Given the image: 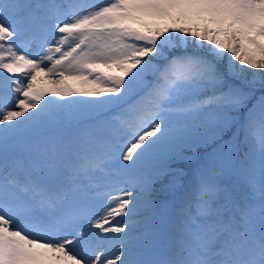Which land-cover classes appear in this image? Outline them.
<instances>
[{
	"label": "snow or ice",
	"instance_id": "1",
	"mask_svg": "<svg viewBox=\"0 0 264 264\" xmlns=\"http://www.w3.org/2000/svg\"><path fill=\"white\" fill-rule=\"evenodd\" d=\"M0 264H264V0H0Z\"/></svg>",
	"mask_w": 264,
	"mask_h": 264
},
{
	"label": "trees",
	"instance_id": "2",
	"mask_svg": "<svg viewBox=\"0 0 264 264\" xmlns=\"http://www.w3.org/2000/svg\"><path fill=\"white\" fill-rule=\"evenodd\" d=\"M196 163H197V160L195 158H192L189 161L182 163L181 167H183L186 171H190L191 169L195 168ZM160 187H161L160 184L156 185V188L158 190L160 189ZM156 194L160 196L161 198H163L166 195V193H163L160 191H158Z\"/></svg>",
	"mask_w": 264,
	"mask_h": 264
},
{
	"label": "rangeland",
	"instance_id": "3",
	"mask_svg": "<svg viewBox=\"0 0 264 264\" xmlns=\"http://www.w3.org/2000/svg\"><path fill=\"white\" fill-rule=\"evenodd\" d=\"M99 2L102 4V3L106 2V0H100ZM49 87H51V86H49ZM78 98H80V99H87L86 97H82V96H79ZM186 155L189 156V157H191L192 156V153L191 152H186ZM187 161H189V160H187ZM187 161H185V162H187Z\"/></svg>",
	"mask_w": 264,
	"mask_h": 264
}]
</instances>
